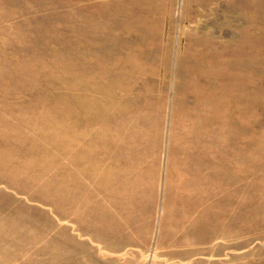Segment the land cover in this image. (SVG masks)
Masks as SVG:
<instances>
[{
	"label": "rangeland",
	"instance_id": "obj_1",
	"mask_svg": "<svg viewBox=\"0 0 264 264\" xmlns=\"http://www.w3.org/2000/svg\"><path fill=\"white\" fill-rule=\"evenodd\" d=\"M0 264H264V0H0Z\"/></svg>",
	"mask_w": 264,
	"mask_h": 264
}]
</instances>
